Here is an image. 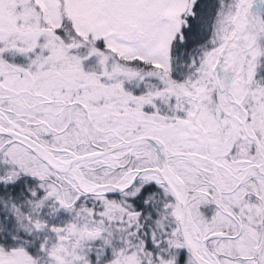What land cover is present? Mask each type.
Here are the masks:
<instances>
[{
  "label": "snow or ice",
  "instance_id": "obj_1",
  "mask_svg": "<svg viewBox=\"0 0 264 264\" xmlns=\"http://www.w3.org/2000/svg\"><path fill=\"white\" fill-rule=\"evenodd\" d=\"M0 264H264V0H0Z\"/></svg>",
  "mask_w": 264,
  "mask_h": 264
}]
</instances>
